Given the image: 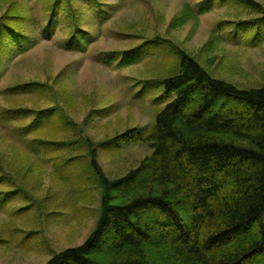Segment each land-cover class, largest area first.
<instances>
[{
	"label": "trees",
	"instance_id": "16d2710c",
	"mask_svg": "<svg viewBox=\"0 0 264 264\" xmlns=\"http://www.w3.org/2000/svg\"><path fill=\"white\" fill-rule=\"evenodd\" d=\"M27 1L0 0V75L4 65L32 46L31 27L42 29V40H49L61 26V49L83 52L93 37L85 26L86 11L101 24L116 9L108 0H38L43 12L38 20ZM232 4L256 16L233 23L220 20L216 29L232 25L250 32L248 46H260L264 5L256 0H203L196 10L185 4L174 26ZM221 39L211 30L203 54L211 53ZM103 57L117 69L148 59L142 72L148 76L131 79V85L155 107L151 124L96 141L66 110L65 102L72 99L67 87L63 98L53 84L36 80L16 81L0 92L10 102L0 108V117L11 125L8 134L24 154H13L12 166L22 163L16 157L31 158L25 166L29 171L50 164L51 172L67 185L64 203L70 198L92 203L81 196H99L91 233L45 264H264V83L245 87L221 78L159 35ZM152 57L164 59L156 62ZM27 96L34 98L32 105H23L21 97ZM108 114L110 107L92 108L84 122ZM135 144H146L150 153L124 174L108 176L98 151L119 157ZM9 168L0 158V208L19 198L11 218L47 210L48 198L36 196ZM17 180L23 184H15ZM54 195L57 200L59 194ZM33 236L24 234L20 240Z\"/></svg>",
	"mask_w": 264,
	"mask_h": 264
},
{
	"label": "rangeland",
	"instance_id": "374dc122",
	"mask_svg": "<svg viewBox=\"0 0 264 264\" xmlns=\"http://www.w3.org/2000/svg\"><path fill=\"white\" fill-rule=\"evenodd\" d=\"M108 1L116 9H110L109 18L104 23L100 24L86 11L85 26L93 37L83 52L61 49L60 42L65 39V31L61 30V26L56 28L49 40H42V29L31 27L33 44L25 53L4 65L5 69L0 75V92L10 83L36 80L53 84L58 89L60 98H63L61 92L65 86L72 96L71 102H65L68 113L85 127L87 135L96 141H103L127 127H143L153 122L155 107L148 98L138 95L140 91L134 88L136 84L133 87L131 85V79L148 76L142 73L146 63L143 62L148 59L117 69L116 66L107 64L103 57L107 52L133 47L145 38L159 35L172 40L184 51L197 57L202 64L209 65L205 67L210 72L230 82L240 83L245 87L264 83V36L260 46L250 47L245 42L250 32L244 33L232 25L229 30L216 29L220 20L233 23L255 17L256 13L252 10L243 9L238 4L216 6L175 27L174 20L183 14L185 4L196 10L198 3L203 0ZM256 1L264 5V0ZM27 7L38 20L43 18L38 0L27 1ZM213 29L222 39L216 41L211 53L203 54L201 48ZM152 59L158 62L164 58ZM22 98L25 103L23 105L33 104L34 98L31 96ZM9 104V100L0 93V108ZM37 104L45 106L43 101ZM102 107H110L112 114L94 117L86 125L84 118L89 110ZM10 129L11 125L0 117V158L12 167L9 169L36 196H46L51 206L47 210L43 209V212L24 213L16 215V218H11L10 215L12 209L21 204L19 198H14L0 208V264H45L54 253L81 244L91 233L98 219L99 196L95 193L89 197L86 194L81 196L92 203H81L73 198L64 203L62 194L68 191L67 185L62 184L58 174L51 172L50 164L46 168L33 167L29 171L25 166L31 164V158L16 157L18 161L22 159V163L12 166L11 156L24 154L8 134ZM149 153L150 148L146 144H135L126 147L119 157L99 150L98 161L108 176L116 177L136 166ZM17 181L15 184H23ZM56 193L59 194L57 200L54 197ZM14 229L21 230L25 236H34L21 242L20 237L24 234H14Z\"/></svg>",
	"mask_w": 264,
	"mask_h": 264
}]
</instances>
